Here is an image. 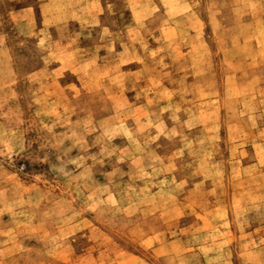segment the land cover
Instances as JSON below:
<instances>
[{
  "label": "rangeland",
  "instance_id": "obj_1",
  "mask_svg": "<svg viewBox=\"0 0 264 264\" xmlns=\"http://www.w3.org/2000/svg\"><path fill=\"white\" fill-rule=\"evenodd\" d=\"M0 264H264V0H0Z\"/></svg>",
  "mask_w": 264,
  "mask_h": 264
}]
</instances>
